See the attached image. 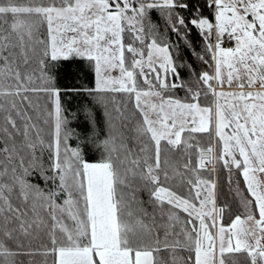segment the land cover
Returning <instances> with one entry per match:
<instances>
[{"label": "snow or ice", "instance_id": "obj_1", "mask_svg": "<svg viewBox=\"0 0 264 264\" xmlns=\"http://www.w3.org/2000/svg\"><path fill=\"white\" fill-rule=\"evenodd\" d=\"M0 264H264V0H0Z\"/></svg>", "mask_w": 264, "mask_h": 264}, {"label": "trees", "instance_id": "obj_2", "mask_svg": "<svg viewBox=\"0 0 264 264\" xmlns=\"http://www.w3.org/2000/svg\"><path fill=\"white\" fill-rule=\"evenodd\" d=\"M76 69L75 67L73 68V72H75ZM81 77H84V83L88 84L89 86V74L87 69L85 68V70L83 72H81L79 74ZM59 82L61 84H67V83H79L80 81L77 80L75 77H70V78H65L63 75L61 76ZM70 103H69V108L72 112H78L81 108V106H88L89 104V100H91L90 97H81V96H76V97H70ZM81 122L79 121H73V127H76L78 130L81 127Z\"/></svg>", "mask_w": 264, "mask_h": 264}]
</instances>
